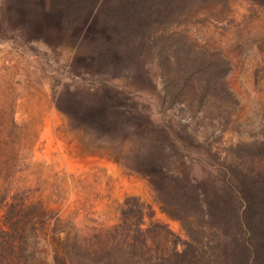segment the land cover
<instances>
[{"label": "rangeland", "instance_id": "1", "mask_svg": "<svg viewBox=\"0 0 264 264\" xmlns=\"http://www.w3.org/2000/svg\"><path fill=\"white\" fill-rule=\"evenodd\" d=\"M215 57L228 94H165ZM247 168L263 193L264 0H0V229L8 202L21 218L0 264H79L128 195L220 257L201 213L235 206Z\"/></svg>", "mask_w": 264, "mask_h": 264}, {"label": "trees", "instance_id": "2", "mask_svg": "<svg viewBox=\"0 0 264 264\" xmlns=\"http://www.w3.org/2000/svg\"><path fill=\"white\" fill-rule=\"evenodd\" d=\"M172 55L174 57L178 55L177 48L161 52L160 65L166 68L162 70V74L171 75V70L174 68ZM186 55L188 62L194 60L192 49L190 54L188 52ZM224 61L222 57H215L198 64L197 70L205 75V81L180 83L175 76L173 78L165 76V94L174 91L181 93L186 85L194 91L200 89L203 92L211 88L216 92L228 94L229 90L224 83L210 82L207 78L214 71V66L220 68ZM187 70L193 72L192 67ZM251 167H254L253 162ZM251 169L247 168L241 175L239 174L240 191L237 193L234 189L230 191L229 196H232L233 201L237 203L235 206H229V209L222 211L220 215L218 205L211 207L207 203L201 213L202 217L216 228L213 233L222 234V239L213 240V248L220 252V257L214 255L211 258L210 254H207L201 258L197 253V247L190 240L175 234L166 224L154 220L151 208L138 196L128 195L118 205L117 221L92 234V240L80 249L82 251L79 250V254L83 256L80 259L79 255L77 262L79 264H264V192L260 194L256 190L259 171L252 172ZM260 183L264 187V181ZM178 205L180 206L179 203ZM194 205L198 207V204ZM18 210L17 204L11 201L8 202L3 214L4 220L10 227L9 230L0 229V237L4 238L8 252L13 249V241L10 237L21 219L17 216ZM146 216L149 217V222L145 225ZM168 242H170L169 247H166ZM227 243L232 246L228 247L226 252ZM1 258L0 255V262Z\"/></svg>", "mask_w": 264, "mask_h": 264}]
</instances>
